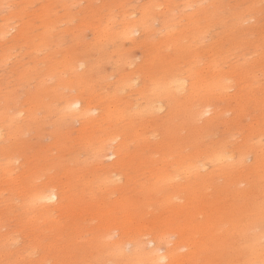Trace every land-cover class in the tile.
<instances>
[{
	"label": "rangeland",
	"instance_id": "374dc122",
	"mask_svg": "<svg viewBox=\"0 0 264 264\" xmlns=\"http://www.w3.org/2000/svg\"><path fill=\"white\" fill-rule=\"evenodd\" d=\"M4 1L0 264H264V0Z\"/></svg>",
	"mask_w": 264,
	"mask_h": 264
},
{
	"label": "bare ground",
	"instance_id": "6f19581e",
	"mask_svg": "<svg viewBox=\"0 0 264 264\" xmlns=\"http://www.w3.org/2000/svg\"><path fill=\"white\" fill-rule=\"evenodd\" d=\"M5 1L3 0V2L1 1V3H4ZM7 2V1H6ZM1 3H0V5H1ZM4 4H6V3H4ZM3 4V5H4ZM7 5V4H6ZM9 5V4H8ZM2 7V6H1ZM4 7V6H3ZM10 7V6H9ZM7 34V33H6ZM4 38V37H3ZM175 78V77H174ZM174 78H173V81H174ZM176 78H177V76H176ZM180 78V77H179ZM178 78V79H179ZM170 79H172V78H170ZM176 80V82H180L179 84L177 83L176 84V86H177V88L179 89V90H183L184 88H185V82H183L182 80ZM135 80V79H134ZM165 80V79H164ZM163 80V81H164ZM170 80L168 79V82H169ZM182 81V82H181ZM134 82V81H133ZM175 81H174V83H176ZM123 83H124V81H123ZM123 83H122V85H123ZM173 83V82H172ZM117 84V83H116ZM115 85V84H114ZM159 86H161L160 84H158ZM164 85H166L165 83H164ZM117 87H119L118 85H116ZM115 86V87H116ZM126 86V85H125ZM127 86H128V84H127ZM175 86V85H174ZM143 88L145 87V86H142ZM168 87H169V85H168ZM172 87H173V85H172ZM155 88V87H154ZM153 88V90L154 91H156L157 89H160L159 87L157 88L156 87V89H154ZM163 88H165V87H163ZM170 89H171V87H169ZM169 88L166 90V93H169V92H167L168 90H169ZM115 89H117V88H115ZM172 89H174V88H172ZM172 89H171V93L170 94H172ZM175 90H176V88H175ZM119 92H120V90H119ZM159 92V91H158ZM162 92V91H161ZM165 92V91H164ZM176 92H177V90H176ZM140 93V92H139ZM148 93V92H147ZM156 93V92H155ZM154 93V94H155ZM166 93H164V95H162L163 97H165V98H167V96H165V95H167ZM145 94V93H144ZM174 94H175V92H174ZM177 94H179V92L177 93ZM143 95V94H142ZM146 95V94H145ZM156 95H160V94H156ZM169 95V94H168ZM140 96V98H141V95H138V97ZM170 96H175V95H170ZM170 96H168V97H170ZM177 96V95H176ZM142 97H144V95L142 96ZM160 97V96H159ZM162 97V98H163ZM150 98V97H149ZM164 98V99H165ZM148 99V98H147ZM171 99H172V97H171ZM176 99V98H175ZM175 99H174V102H175ZM166 100V99H165ZM164 100V101H165ZM169 100V99H168ZM84 101V100H83ZM171 101V100H170ZM148 102V101H147ZM205 102V101H204ZM204 102H202V103H204ZM150 103H153V105H152V107H153V110L154 111H157V112H160V111H162L163 109H164V105H162L163 104V101L162 100H151L150 101ZM173 103V102H172ZM72 104V108L75 110H73L74 112H75V114L77 113L76 111H79V113L81 112V111H84V109H85V107H84V104H83V102H82V100H80V99H74L73 100V102L71 103ZM176 104V103H175ZM147 105H149V104H147ZM204 105V104H203ZM69 106V108H70V104L68 105ZM67 106V107H68ZM150 106V105H149ZM166 106V105H165ZM134 107V106H133ZM144 108H145V104H144V106H143ZM171 107H172V105H171ZM87 108H88V106H87ZM132 108V107H131ZM143 108V109H144ZM203 108V107H202ZM206 108H208V106L207 107H205V109ZM67 109V110H66ZM65 110L66 111H68V108H66ZM127 109V108H126ZM142 109V110H143ZM145 109H147V107L145 108ZM97 109L96 108H94V109H92V111L93 112H95ZM129 110H130V108H129ZM208 110V109H207ZM207 110L206 111H204V109H203V111H204V113L206 114V112H207ZM89 111V110H88ZM141 111V110H140ZM150 111H152V110H150ZM154 111H152V112H154ZM72 112V111H71ZM135 112H137L136 110H135ZM147 112V111H146ZM200 112V113H199ZM198 112V114H200L201 115V111H199ZM133 113V112H132ZM131 113V114H132ZM142 113H145V112H142ZM142 113H140V114H142ZM208 113V112H207ZM74 114V113H73ZM83 114V113H82ZM81 114V115H82ZM84 114H85V112H84ZM86 114H87V110H86ZM139 114V115H140ZM154 114V113H153ZM150 115H152V114H150ZM133 116V115H132ZM131 116V117H132ZM143 116H145V115H143ZM112 118V117H111ZM110 118V119H111ZM107 120H109V119H107ZM111 121H113V119L111 120ZM1 131V130H0ZM2 134V133H1ZM1 138H2V136H0ZM2 140V139H1ZM106 145V144H105ZM104 145V146H105ZM101 147V146H100ZM103 147V146H102ZM110 148V147H109ZM228 147H225V150L227 149ZM104 149V148H103ZM116 149V148H115ZM113 150V149H112ZM223 151V154H222V151H221V154L222 155H220V157H218V159H216L215 161H217L218 163L220 162V163H223V162H225L226 160H234V157H235V153H237L236 151H235V153H233L232 151H230V153H228L229 151ZM104 151H105V149H104ZM118 152L119 151H112V152H109V154L108 155H105V154H107L108 153V151H107V153H105V154H103V151H102V154H103V156L105 155V157L108 159V160H111L112 161V163L110 164H108L109 166H108V168H109V170L110 171H108V172H110V174H112L111 172L113 171V167L115 166V165H118L117 164V162L119 161L118 159H120V158H118L119 157V155H118ZM224 152H226L225 154H224ZM220 153V152H219ZM98 155V154H97ZM211 155V154H210ZM213 155H215V154H213ZM99 156H100V153H99ZM247 156V155H246ZM246 156H244V157H246ZM249 157V156H248ZM99 158H101V157H99ZM207 158V157H206ZM210 158H212V157H210ZM216 158V157H215ZM208 159H209V157H208ZM246 159V158H245ZM99 160V159H98ZM108 160H106V162L108 161ZM101 161V160H100ZM104 161V160H103ZM122 161V160H121ZM211 161V160H210ZM241 161V160H240ZM102 162V161H101ZM105 162V161H104ZM123 163H124V161H122ZM213 162V161H212ZM100 163V162H99ZM216 163V162H215ZM207 165V164H206ZM105 166H107V164L105 165ZM190 166V165H189ZM189 166H188V169H190L189 168ZM205 166V165H204ZM204 166H202V168H205ZM103 167V166H102ZM15 168H16V166H15ZM136 168V167H135ZM106 169H107V167H106ZM116 169V168H115ZM187 170V169H186ZM185 171V170H184ZM188 171V170H187ZM190 172V171H189ZM7 173H10V172H7ZM6 172H5V174H7ZM113 173H114V171H113ZM163 173V172H162ZM199 172H197V174H198ZM8 175V174H7ZM6 175V176H7ZM106 175V174H105ZM163 175V174H162ZM122 175H121V172L120 173H116L115 172V175L114 176H108L107 177V182H105V183H103L104 184V186L106 187V188H116V187H120V181L122 180ZM163 177V176H162ZM167 177V176H166ZM159 178V177H158ZM171 178V177H170ZM102 179V178H101ZM162 179V178H161ZM161 179L160 180H158V181H161ZM164 179V178H163ZM202 179V178H201ZM104 180H106V179H104ZM103 180V181H104ZM150 180V179H149ZM149 180H148V182H149ZM170 180V179H169ZM168 180V181H169ZM147 181V180H146ZM157 181V182H158ZM123 182H125V181H123ZM145 182V181H144ZM156 182V183H157ZM163 182V181H162ZM166 182V181H165ZM142 183H143V181H142ZM147 183V182H146ZM159 183V182H158ZM125 184V183H124ZM141 184V183H140ZM160 184H162L161 182H160ZM147 185H148V183H147ZM166 185H167V183H166ZM50 186V185H49ZM143 186H145V185H142V187ZM149 186H151V185H149ZM162 186H163V184H162ZM32 187H34V186H32ZM44 187V186H43ZM154 187V186H153ZM11 188V187H10ZM25 188H27V187H25ZM30 188V187H29ZM58 188V186L57 187H55V186H52V187H49V188H47L46 190H44L43 191V189H42V192L39 194V201L41 202V203H43V204H52V205H50V207L51 206H56V204H58V203H60L61 202V200L62 199H60V198H62L61 197V195H60V193H59V191L58 190H60V189H57ZM103 188V187H102ZM124 188V187H123ZM147 188V187H146ZM30 189H32V188H30ZM37 189V188H36ZM39 189V188H38ZM45 189V188H44ZM154 189V188H153ZM156 189V188H155ZM159 189V188H158ZM35 190V189H34ZM34 190H32V191H34ZM102 190V189H101ZM152 190V189H151ZM150 190V191H151ZM26 191V190H25ZM107 191V190H106ZM143 191V190H142ZM144 191H145V189H144ZM153 191V190H152ZM112 192V191H111ZM114 192V191H113ZM148 192H149V190H148ZM19 194V193H18ZM143 194V193H142ZM33 195V194H32ZM62 196H63V194H62ZM169 196H171V195H169ZM169 196H167V197H169ZM172 196H173V194H172ZM32 198H33V196H32ZM167 199V198H166ZM33 200V199H32ZM169 200V199H168ZM117 201V200H116ZM26 202H28V201H26ZM124 203V202H123ZM27 205H29V204H27ZM33 205H34V203H33ZM37 205H38V203H37ZM25 206V205H24ZM48 206V205H47ZM46 206V207H47ZM58 206V205H57ZM49 207V206H48ZM46 214V213H45ZM127 220V219H126ZM35 225V224H34ZM151 242L152 243H155L154 242V240L152 239L151 240ZM150 242V243H151ZM259 242V241H258ZM37 250V249H36ZM12 251V250H11ZM10 251V252H11ZM18 256V255H17ZM1 257H2V255H1Z\"/></svg>",
	"mask_w": 264,
	"mask_h": 264
}]
</instances>
